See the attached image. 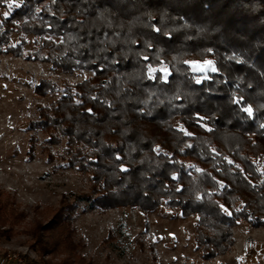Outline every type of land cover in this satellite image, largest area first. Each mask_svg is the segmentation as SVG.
I'll return each instance as SVG.
<instances>
[{"label": "trees", "instance_id": "1", "mask_svg": "<svg viewBox=\"0 0 264 264\" xmlns=\"http://www.w3.org/2000/svg\"><path fill=\"white\" fill-rule=\"evenodd\" d=\"M3 22L59 36L35 42L33 56L51 68L94 73L35 87L62 90L38 124L89 147L78 149L87 162L78 167L96 195L83 200L145 210L165 200L197 215L206 257L226 251L240 220L264 225V0H23ZM190 58H210L218 71L197 84ZM160 63L167 82L148 78ZM7 205L0 200V236L10 232L1 229Z\"/></svg>", "mask_w": 264, "mask_h": 264}, {"label": "rangeland", "instance_id": "2", "mask_svg": "<svg viewBox=\"0 0 264 264\" xmlns=\"http://www.w3.org/2000/svg\"><path fill=\"white\" fill-rule=\"evenodd\" d=\"M5 11L9 9L3 1L0 200L8 204L9 217L1 229L10 227V232L0 236V264H15V255L36 264H81L82 260L84 264H264V225L240 220L231 227L232 242L226 251L206 257L198 239L197 215L182 216L165 200L153 210L132 205L99 209L83 200L96 195L90 173L78 167L80 162L87 164L78 149L85 153L89 147L68 139L57 126L38 124L51 113L62 90L41 94L35 87L40 81L76 84L94 73L90 69L63 72L35 58V42L41 36L56 41L59 36L8 30ZM165 65L169 70L166 63L153 67ZM154 75L163 79L160 71ZM259 167L264 170V159Z\"/></svg>", "mask_w": 264, "mask_h": 264}, {"label": "snow or ice", "instance_id": "3", "mask_svg": "<svg viewBox=\"0 0 264 264\" xmlns=\"http://www.w3.org/2000/svg\"><path fill=\"white\" fill-rule=\"evenodd\" d=\"M4 2L7 3V7L9 9V11H5L3 13L4 17L7 18L10 15V12L12 10V8L15 6L16 8H19L21 6V4L23 3V0H4ZM55 2V0H54ZM37 11H39V9H37ZM157 32H160L161 29L156 28L155 29ZM149 47H151V45H149ZM209 51H211V49H209ZM144 59H148V57H144ZM229 59H233V57H229ZM185 64L189 65V71L191 73H193L192 79L195 80V82L197 84H200L202 81H205L207 79H209V73H215L218 71L216 64L213 60L210 59H205L203 61H196V60H186L184 61ZM147 71H148V78L149 79H155V73H157L158 71L163 73V79L165 82H167L168 80V76L170 75V72L167 68V66H163L160 69H157L155 67H153L151 64H149L147 66ZM242 99V98H241ZM241 102V100H235L234 103L239 104ZM243 111L246 112L249 116H252L253 114V110L251 107H245L243 108ZM200 120H203L204 117H200ZM261 128H264V124L260 125ZM181 131H183V129L181 128ZM186 135H191V133H185ZM229 163H231V161H229ZM199 171V169H198ZM221 208L223 209V211L228 214L231 215V213L228 211L227 208H224L223 205H221Z\"/></svg>", "mask_w": 264, "mask_h": 264}, {"label": "built area", "instance_id": "4", "mask_svg": "<svg viewBox=\"0 0 264 264\" xmlns=\"http://www.w3.org/2000/svg\"><path fill=\"white\" fill-rule=\"evenodd\" d=\"M15 264H30V262L29 261H27V260H25V259H23V258H21V257H17L16 255H15Z\"/></svg>", "mask_w": 264, "mask_h": 264}]
</instances>
